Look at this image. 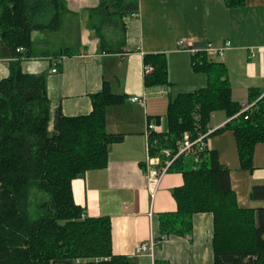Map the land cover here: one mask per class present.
Masks as SVG:
<instances>
[{"label": "trees", "instance_id": "16d2710c", "mask_svg": "<svg viewBox=\"0 0 264 264\" xmlns=\"http://www.w3.org/2000/svg\"><path fill=\"white\" fill-rule=\"evenodd\" d=\"M224 2L231 9L245 0ZM98 4L89 9L87 25L97 33L99 51L123 52L124 17L138 11L139 0ZM67 11L65 0H0V43L9 59L8 75L0 79V264H136L112 252L109 217L88 216L71 189L77 176L106 167L110 145L122 138L106 130V108L127 96L112 92L103 80L90 95L88 114L67 116L58 107L52 115L45 74L21 68L31 53V33L58 31ZM106 28L118 29L120 37L107 40ZM60 54L73 52L66 48ZM143 64L152 67L143 76L146 88L170 83L164 53H145ZM191 66L207 74L206 85L168 99L164 129L150 132L149 153L164 148L174 153L183 133L196 138L210 129L211 115L223 111L229 120L209 135L230 129L240 168L253 170L254 147L264 142V95L249 91L251 105L234 116L242 105L231 97L226 67L202 52L192 56ZM168 170L180 173L183 184L172 190L176 210L157 216L156 239L191 235L193 215L210 212L212 264H264V207L239 205L230 170L215 149L194 147ZM250 197L264 199V184L251 186Z\"/></svg>", "mask_w": 264, "mask_h": 264}, {"label": "crops", "instance_id": "0c3cea01", "mask_svg": "<svg viewBox=\"0 0 264 264\" xmlns=\"http://www.w3.org/2000/svg\"><path fill=\"white\" fill-rule=\"evenodd\" d=\"M65 1L68 11L62 23L63 19L68 22L61 23L62 30H58L64 42L54 43L51 31H33L31 53L21 60L22 70L45 74L52 115L58 107L67 116L88 114L92 109L90 95L100 90L103 80L109 82L112 92L127 96L123 103L106 108V130L122 138L110 145L106 167L88 170L71 181L74 202L88 216H108L112 252L131 257L136 264H212L210 212L193 215L191 235H168L152 252H135L136 245L158 234L157 216L176 210L172 190L183 184L180 173L168 171L153 195L147 189L142 169L146 157L145 123L149 117L164 116L172 95L206 85V75L191 66L194 55L178 48L179 38L195 47L207 43L221 46L229 41L231 48L222 58H206L217 59L214 61L226 67L232 99L242 105L248 103L249 91L264 94V0H245L231 9L224 0H139L138 14L124 17L123 52L111 54L99 51L97 33L87 25L89 9L97 7L101 0ZM75 30L78 32L73 41L70 35ZM110 30V37L117 36L118 29L104 32ZM107 35L104 34L108 40ZM66 48L73 54H60ZM250 48L254 51L252 57ZM2 50L0 43V79L9 72V59L2 56ZM145 53L166 55L168 85L144 86ZM55 66L57 71L52 72ZM133 95L143 96L144 103L131 102L128 97ZM228 120L223 111L214 112L208 127L219 128ZM210 148L229 168L239 205L264 207V199L250 197L251 186L264 184V142L254 147L251 171L240 168L230 129L212 135Z\"/></svg>", "mask_w": 264, "mask_h": 264}, {"label": "built area", "instance_id": "2783aa9c", "mask_svg": "<svg viewBox=\"0 0 264 264\" xmlns=\"http://www.w3.org/2000/svg\"><path fill=\"white\" fill-rule=\"evenodd\" d=\"M138 14V11L132 12L129 14V16L135 17ZM177 46L180 49H186L191 52V54L195 55L199 52H204L207 56V58H222L224 56L225 50L231 48V44L229 41H226L221 46H216L212 43H207L206 45L202 47H195L192 42L187 41L185 38H179L177 42ZM18 51H21L22 49H17ZM249 56H254V51L252 48H250ZM56 65V64H55ZM143 73H148L152 70L151 65H143ZM52 72H56L57 68L56 66L51 69ZM264 95V94H263ZM262 96V95H261ZM128 99L131 102H139L140 104L144 103V97L133 95L129 96ZM249 105L248 103L242 104V109L238 111L234 116L238 115L240 112L248 109ZM163 120L160 118L159 122H155L153 119H150L146 121L145 126V137H146V157L142 164V169L145 174L146 183H147V189L149 192H151L153 195L154 189L157 188V185L161 179V177L167 173L169 170L170 165L174 161L175 158H177L179 155H183L186 153H189L194 147H198V149H203L205 147L210 148V138L209 135L213 129H208L204 133H200L196 138H191L189 133L185 132L182 135V139L178 141L177 143V149L173 153L171 150H168V148H164L160 151V153H156L151 155L149 153V135L151 131H162L164 128L162 127ZM166 236L160 235L159 238L156 239L155 236L151 235L148 240L139 243L135 247V252H152L154 246L156 244H159V241L163 240Z\"/></svg>", "mask_w": 264, "mask_h": 264}, {"label": "rangeland", "instance_id": "374dc122", "mask_svg": "<svg viewBox=\"0 0 264 264\" xmlns=\"http://www.w3.org/2000/svg\"><path fill=\"white\" fill-rule=\"evenodd\" d=\"M65 18V17H64ZM68 21L65 19H63V25H65L66 23H67ZM74 26H76L75 24H74ZM71 27H73V24H71ZM60 29V28H59ZM107 29L108 28H106L105 29V31H107ZM60 30H62V28L60 29ZM75 34H71L70 36H71V39L74 41L75 39V37L77 36V30H75ZM110 32V33H109ZM109 32H104V34L105 33H107L108 35L107 36H111V34H112V31L110 30ZM52 35H53V39H52V41L54 42V43H56V44H60V43H62V42H64V39H62L61 38V36H60V32L59 31H51L50 32ZM116 35L118 36V37H120V32L118 31V32H116ZM111 39H113L112 37H110L108 40H111ZM117 44H115L114 46H116ZM53 46V45H52ZM23 58H25V57H23ZM22 58V59H23ZM213 60H217V59H213ZM199 71V72H198ZM195 72H198V73H204L205 75H206V77H207V74L205 73V72H200V70H196ZM218 112V111H217ZM161 119L163 120L162 122H161V124H162V127L164 128V124H165V119L163 118V117H161ZM227 122V121H226ZM225 122V123H226ZM215 129V128H214ZM146 252H148L149 253V251H146Z\"/></svg>", "mask_w": 264, "mask_h": 264}]
</instances>
